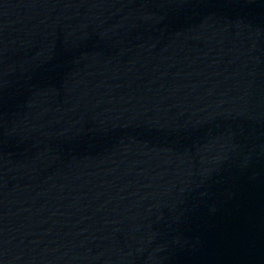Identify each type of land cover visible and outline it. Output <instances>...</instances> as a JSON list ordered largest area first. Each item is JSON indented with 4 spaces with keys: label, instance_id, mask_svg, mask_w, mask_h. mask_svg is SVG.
Listing matches in <instances>:
<instances>
[{
    "label": "water",
    "instance_id": "water-1",
    "mask_svg": "<svg viewBox=\"0 0 264 264\" xmlns=\"http://www.w3.org/2000/svg\"><path fill=\"white\" fill-rule=\"evenodd\" d=\"M0 264H264V0H0Z\"/></svg>",
    "mask_w": 264,
    "mask_h": 264
}]
</instances>
